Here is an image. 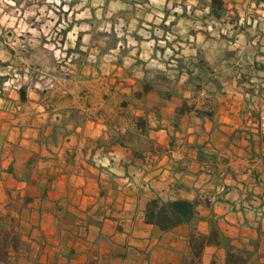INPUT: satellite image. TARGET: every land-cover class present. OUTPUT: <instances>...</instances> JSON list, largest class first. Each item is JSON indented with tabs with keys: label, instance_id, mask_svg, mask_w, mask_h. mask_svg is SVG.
<instances>
[{
	"label": "crops",
	"instance_id": "obj_1",
	"mask_svg": "<svg viewBox=\"0 0 264 264\" xmlns=\"http://www.w3.org/2000/svg\"><path fill=\"white\" fill-rule=\"evenodd\" d=\"M60 5L51 65L1 49L0 218L22 246L0 264H180L190 228L145 223L154 197L197 200L199 233L264 264V0Z\"/></svg>",
	"mask_w": 264,
	"mask_h": 264
},
{
	"label": "trees",
	"instance_id": "obj_2",
	"mask_svg": "<svg viewBox=\"0 0 264 264\" xmlns=\"http://www.w3.org/2000/svg\"><path fill=\"white\" fill-rule=\"evenodd\" d=\"M213 4L218 0H212ZM139 126L143 122L138 121ZM199 202L181 199L164 200L154 197L146 202L143 214L147 224L156 226L162 233L181 226L190 228L187 249L183 254L180 264H201L204 249L208 246H221L226 250L225 264H262L254 252H248L244 248L232 245L223 236L211 220H208L209 231L201 234L197 230V224L202 217L197 212ZM22 238L19 231V219L15 216L0 218V263H7L17 256L21 249Z\"/></svg>",
	"mask_w": 264,
	"mask_h": 264
},
{
	"label": "rangeland",
	"instance_id": "obj_3",
	"mask_svg": "<svg viewBox=\"0 0 264 264\" xmlns=\"http://www.w3.org/2000/svg\"><path fill=\"white\" fill-rule=\"evenodd\" d=\"M60 7V0H0V76L7 72L1 62L5 59L1 55L3 48H11L16 54L22 50V46L31 47L36 50V60L42 62L44 66L51 65L49 48L53 45L59 47L62 41L59 31H55L56 35L54 32L51 34L49 28H52L53 20L49 16H53V12H58ZM30 27L34 30H29ZM43 44L47 46L44 48ZM54 58L63 60L64 51L57 50ZM8 71L11 77L17 74L13 69Z\"/></svg>",
	"mask_w": 264,
	"mask_h": 264
},
{
	"label": "built area",
	"instance_id": "obj_4",
	"mask_svg": "<svg viewBox=\"0 0 264 264\" xmlns=\"http://www.w3.org/2000/svg\"><path fill=\"white\" fill-rule=\"evenodd\" d=\"M165 166H167V165H163V164L159 165V164H157V165H155L154 170H156L159 173H162L164 171V167Z\"/></svg>",
	"mask_w": 264,
	"mask_h": 264
}]
</instances>
